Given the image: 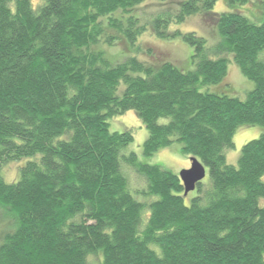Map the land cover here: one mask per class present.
<instances>
[{
  "label": "trees",
  "instance_id": "16d2710c",
  "mask_svg": "<svg viewBox=\"0 0 264 264\" xmlns=\"http://www.w3.org/2000/svg\"><path fill=\"white\" fill-rule=\"evenodd\" d=\"M147 1L0 0V206L17 224L0 264H264V0L257 21L214 12L218 0L142 13ZM195 14L217 41L170 30ZM147 32L181 36L193 69L152 50L157 62L141 60ZM230 63L254 83L245 99L226 92ZM130 110L148 131L146 157L178 142L209 170L190 204L177 174L126 153L131 129L110 130ZM245 125L263 132L228 164ZM23 159L6 182L1 170Z\"/></svg>",
  "mask_w": 264,
  "mask_h": 264
},
{
  "label": "rangeland",
  "instance_id": "374dc122",
  "mask_svg": "<svg viewBox=\"0 0 264 264\" xmlns=\"http://www.w3.org/2000/svg\"><path fill=\"white\" fill-rule=\"evenodd\" d=\"M31 1L34 7H38L43 3L44 0ZM181 1L183 0H167L164 4H162L158 0H148L141 8V12L143 13L145 10L154 12L158 7L162 5L164 7L176 9ZM245 6L246 5L242 4L230 5L226 2V0H218L213 11L221 13L241 9L245 15L257 21L259 16L252 15V13L254 12L256 14V11H259L261 13V0H253V4H248L246 8ZM246 9L250 12H246ZM175 29H179L183 33L194 31L199 35L205 37L210 43L217 41L219 38L217 27L214 24L209 25L204 21L202 16L197 14L188 17L185 22L181 24L172 25L170 27V30L172 31H174ZM139 42L142 46V51L139 54L141 60H153L145 52L146 50H152L156 57L163 58L161 59V61L165 60L172 62L184 71L193 69V65L191 63L193 49L181 38V36L172 39H162L147 32L140 37ZM121 46H123V44ZM120 47L118 46L111 49L110 53L112 55H118L121 50ZM226 79V81L229 82L230 85V88H228L226 92L228 95L233 97L245 99L248 92L251 91L254 87V83L247 79L240 72L238 66L235 63H230L228 65ZM219 86L220 85H213L210 86L209 89L211 92H217L220 91V89H218L220 88ZM126 129H131L134 135V141L128 146V148L126 149V153L135 152L138 156L139 161L163 166L164 168L172 171L177 175H179L182 170L191 167V157L182 153L181 144L178 142H174L167 148L160 149L151 157H146L143 153V146L144 142L148 138V131L133 110L127 111L124 114L110 120V130L112 132H123ZM262 132V128L256 125H245L239 127L233 138L234 147L227 150L226 152L228 164L237 166L242 146L251 140L259 138ZM27 160L28 159H23V162H21L20 165L19 163L15 162L5 166L3 170H1L5 181L8 183L16 182L19 179L20 167L23 166L27 162ZM129 177L130 183L134 189H141L142 187H144L145 181L143 178L133 173H129ZM209 180L210 175L209 170L207 169L206 176L201 182L206 184L209 183ZM196 193L197 190H194L189 193L188 197L185 198V203L187 205L190 204L191 199L196 195ZM16 229L17 224L13 216L0 206V244L3 242L7 234L14 232Z\"/></svg>",
  "mask_w": 264,
  "mask_h": 264
},
{
  "label": "water",
  "instance_id": "95a60500",
  "mask_svg": "<svg viewBox=\"0 0 264 264\" xmlns=\"http://www.w3.org/2000/svg\"><path fill=\"white\" fill-rule=\"evenodd\" d=\"M178 176L183 182L185 195H187L194 191L197 185L205 178L206 167L197 158L191 157V167L182 170Z\"/></svg>",
  "mask_w": 264,
  "mask_h": 264
}]
</instances>
